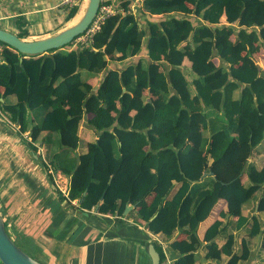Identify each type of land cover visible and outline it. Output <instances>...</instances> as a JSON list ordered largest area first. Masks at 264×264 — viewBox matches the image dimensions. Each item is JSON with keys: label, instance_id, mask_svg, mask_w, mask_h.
I'll return each mask as SVG.
<instances>
[{"label": "trees", "instance_id": "trees-1", "mask_svg": "<svg viewBox=\"0 0 264 264\" xmlns=\"http://www.w3.org/2000/svg\"><path fill=\"white\" fill-rule=\"evenodd\" d=\"M131 3L121 1L124 12L108 17L92 44L28 57L6 45L1 107L31 141L53 145L45 149L47 161L70 175L68 198L79 207L121 221L131 205L128 218L137 217L149 234L187 235L190 242L172 243L180 253L175 264H239L244 252L234 231L260 236L264 249V219L254 199L260 192L264 211V67L251 60L264 49V0H144V11L167 16L149 21L148 32L124 14ZM79 10L71 8L68 20ZM16 34L25 38L28 31ZM145 43L152 59L147 68L111 69L92 90L88 76L100 75L110 59L140 54ZM184 56L192 61L188 74L178 64ZM215 56L222 61L216 67ZM149 81L150 100L143 103L138 94ZM122 86L126 92L115 101ZM117 100L119 115L112 112ZM87 105L98 137L77 154ZM128 111H134L129 120ZM259 155L257 164L252 159Z\"/></svg>", "mask_w": 264, "mask_h": 264}, {"label": "crops", "instance_id": "crops-1", "mask_svg": "<svg viewBox=\"0 0 264 264\" xmlns=\"http://www.w3.org/2000/svg\"><path fill=\"white\" fill-rule=\"evenodd\" d=\"M143 2L144 0H139L131 3L124 14L131 15L148 32L149 21L160 23L167 16L150 15L143 10ZM68 12L69 9L61 4V0H0V27L14 33L21 29L27 30L28 36L24 39L43 38L73 24L74 18L68 20ZM195 16L192 14V19ZM173 17L182 18L184 15L174 14ZM20 20L24 23L22 26L19 25ZM161 42L166 43L164 37H161ZM146 43L140 54L124 60L110 59L100 75L88 76L87 81L92 85V90H98L111 69H122L129 64L139 63L147 68L152 59ZM191 45L193 43L189 42L188 47ZM251 60L263 68L264 49L255 53ZM221 63L218 56L212 59L214 67ZM163 64L166 69L172 66L167 61H163ZM178 64L187 74L192 69V61L187 56ZM142 73L146 76L145 70ZM151 85L149 81L146 88L138 94L143 103L150 100ZM125 92L126 88L122 86L120 92L114 95L115 101ZM87 106L79 125L78 133L82 136V141L76 150L77 154L85 151L88 141H94L98 137L96 129L88 124L87 118L93 112L92 105ZM115 107L117 109L114 108L113 113L121 111L118 100ZM133 112L128 111L124 119L129 120ZM53 143H56V139ZM32 145L37 147L39 155ZM49 146L53 145L31 141L29 131L22 132L16 123L0 115V206L12 236L20 241H29V244L35 246L33 255L44 264H148L145 246L152 242V238L139 225L138 218H128L124 211L122 220L118 221L117 217L100 213L96 209H83L79 207L77 199H69L70 175L57 171L47 161L45 149ZM258 197L257 192L254 196L255 212L264 219V211L259 209ZM0 211L2 212L1 209ZM215 216H218V211ZM170 221L171 225L177 226L176 218L170 217ZM208 224L210 221L201 223L199 236ZM233 233L236 248H242L244 252L239 264H264L261 237H238V231ZM170 236L175 240L191 241L187 235H180L178 230ZM172 253L174 258L180 254L176 250Z\"/></svg>", "mask_w": 264, "mask_h": 264}, {"label": "water", "instance_id": "water-1", "mask_svg": "<svg viewBox=\"0 0 264 264\" xmlns=\"http://www.w3.org/2000/svg\"><path fill=\"white\" fill-rule=\"evenodd\" d=\"M84 11L80 18L73 24L63 28L59 32L33 40L19 37L16 33L0 27V41L9 47L17 50L25 56L43 55L51 50L63 49L69 45L73 39L82 34L90 25L97 14L101 0H86ZM210 172H205V177ZM133 206L128 205L125 213L127 214ZM146 252L150 257L151 264H160V254L153 242H148L145 246ZM0 261L2 264H44L36 257L29 254L19 246L14 238L9 234L5 219L0 212Z\"/></svg>", "mask_w": 264, "mask_h": 264}, {"label": "built area", "instance_id": "built-area-1", "mask_svg": "<svg viewBox=\"0 0 264 264\" xmlns=\"http://www.w3.org/2000/svg\"><path fill=\"white\" fill-rule=\"evenodd\" d=\"M84 1L85 0H61V4L70 10L71 8L76 6L81 7ZM121 1L122 0H101L97 14L95 15L94 19L82 34L76 36L73 39V41L71 42V47L73 48L79 45L92 44L94 41V36L101 30L102 24L105 22V20L108 17L115 15L119 12H124L123 8L120 5ZM136 1L139 0H131L132 3ZM5 46L6 44L0 41V62L3 61V52L5 50ZM0 115L4 116L8 121H10L8 114L1 107V104ZM152 239L159 243L163 242L156 235H152ZM174 260V258L167 256L164 264H175Z\"/></svg>", "mask_w": 264, "mask_h": 264}, {"label": "rangeland", "instance_id": "rangeland-1", "mask_svg": "<svg viewBox=\"0 0 264 264\" xmlns=\"http://www.w3.org/2000/svg\"><path fill=\"white\" fill-rule=\"evenodd\" d=\"M81 8V7H80ZM63 49H66L65 47L63 48ZM85 76H86V74H85V72H82L81 73V75H80V77L81 78H85ZM259 148L260 149H262V150H264V140L262 141V143L259 145ZM253 161H255V163H257V164H260L262 161H263V155H259V156H256L255 158H253L252 159ZM244 180H246V179H244ZM260 194V192H258V196H260L259 195ZM255 204H256V201H255ZM253 206V204H251V207ZM0 209L2 210V213H3V208H2V206H0ZM251 211H252V208H251ZM4 216H5V214H4ZM143 228V227H142ZM231 230V229H230ZM151 236V238H152V235H150ZM156 236L160 239V240H162L163 242H166L167 240H169V238H172L173 236H170V234H167V233H161V234H156ZM238 237H241V236H245L244 235V233H242V234H240L239 232H238V235H237ZM173 239V238H172ZM26 241V240H25ZM25 241H23V240H19V244L22 246V247H24L23 249L25 250H28V251H35V248L31 245V244H29V241L28 242H25ZM150 241V240H149ZM151 242V241H150ZM27 244V245H26ZM146 258V257H145ZM147 260V262L146 263H150V257H149V255L147 256V258H146Z\"/></svg>", "mask_w": 264, "mask_h": 264}, {"label": "flooded vegetation", "instance_id": "flooded-vegetation-1", "mask_svg": "<svg viewBox=\"0 0 264 264\" xmlns=\"http://www.w3.org/2000/svg\"><path fill=\"white\" fill-rule=\"evenodd\" d=\"M175 239L169 238L166 242H157L154 239H152V242L155 244L157 251L160 254V264H164L165 259L167 256L173 257V247L172 243L174 242Z\"/></svg>", "mask_w": 264, "mask_h": 264}, {"label": "bare ground", "instance_id": "bare-ground-1", "mask_svg": "<svg viewBox=\"0 0 264 264\" xmlns=\"http://www.w3.org/2000/svg\"><path fill=\"white\" fill-rule=\"evenodd\" d=\"M86 0H85V2L83 3V5L81 6V9L79 10V12L76 14V16L74 17V19H73V23L74 22H76L79 18H80V16L82 15V13H83V11H84V7H85V5H86Z\"/></svg>", "mask_w": 264, "mask_h": 264}]
</instances>
